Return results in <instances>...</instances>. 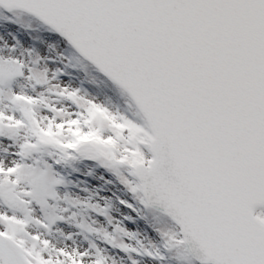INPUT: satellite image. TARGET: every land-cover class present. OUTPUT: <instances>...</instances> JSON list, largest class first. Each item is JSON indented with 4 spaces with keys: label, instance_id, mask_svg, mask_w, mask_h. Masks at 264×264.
Segmentation results:
<instances>
[{
    "label": "snow or ice",
    "instance_id": "obj_1",
    "mask_svg": "<svg viewBox=\"0 0 264 264\" xmlns=\"http://www.w3.org/2000/svg\"><path fill=\"white\" fill-rule=\"evenodd\" d=\"M0 18V264H264V0Z\"/></svg>",
    "mask_w": 264,
    "mask_h": 264
},
{
    "label": "rangeland",
    "instance_id": "obj_2",
    "mask_svg": "<svg viewBox=\"0 0 264 264\" xmlns=\"http://www.w3.org/2000/svg\"><path fill=\"white\" fill-rule=\"evenodd\" d=\"M21 25L26 24V21H18ZM9 33H15L17 35H21V30L16 28L13 24H9L4 19H0V38L4 39H11V36ZM90 181V183H96V181L92 180L91 177H87ZM139 231L142 233V236L147 237H155V233L152 231V229L149 227L148 224L144 223L143 221L139 222Z\"/></svg>",
    "mask_w": 264,
    "mask_h": 264
}]
</instances>
